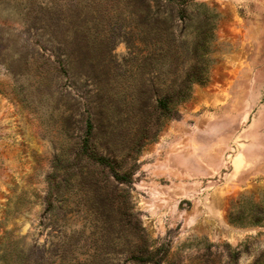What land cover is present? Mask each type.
<instances>
[{"label":"rangeland","instance_id":"rangeland-1","mask_svg":"<svg viewBox=\"0 0 264 264\" xmlns=\"http://www.w3.org/2000/svg\"><path fill=\"white\" fill-rule=\"evenodd\" d=\"M167 6L166 30L145 0H0V264H134L141 238L159 264L264 252V0ZM88 123L113 169L81 152Z\"/></svg>","mask_w":264,"mask_h":264},{"label":"trees","instance_id":"trees-1","mask_svg":"<svg viewBox=\"0 0 264 264\" xmlns=\"http://www.w3.org/2000/svg\"><path fill=\"white\" fill-rule=\"evenodd\" d=\"M171 2H178L181 4H189L192 2V0H166V4L162 3L161 0H145V8L147 9V18L148 20H151L154 26L157 27H164V29H169L173 24V21L171 20L173 17V14H165V9H167V5ZM153 3V5L151 4ZM151 6L155 7L154 10H152ZM166 6V7H164ZM194 6L196 8L195 18L198 19L199 25H198V37L196 38L195 46L198 45L199 47H205V41L208 38L209 33H211L212 30V23L215 18V15L209 11L204 5L202 4H195ZM178 18L182 21L184 20H191L192 14L186 13L184 9H182L178 13ZM188 78L190 75L187 76ZM194 80L198 81L199 83H204L206 81V77L204 73L202 74H196L193 78ZM188 90H189V84L184 82L182 86L173 94L177 99L183 100L188 96ZM172 93L162 95L156 100V105L158 109H160L163 113H165L167 116H170L171 110L169 108L170 99L172 98ZM91 134V124H87L86 129V135L83 138L82 145H81V152L85 154L88 158L91 160H94L95 162H98L100 164H104L108 166L109 168L113 169V164L109 159H106L104 157L98 156L95 154L90 146H89V139ZM113 174V178L119 182L126 183L130 182V176L131 173H117L114 170H111ZM48 197H53V200H64V191L61 189L60 186L57 187V185H54L53 192H49L47 195ZM49 207H52V202H49ZM141 243L137 247V252L134 253L130 259L134 262V264H146V263H152V264H159L158 259L154 258L155 254L153 252H148L146 247V239L141 238ZM264 262V252L261 253L255 262L253 264H261Z\"/></svg>","mask_w":264,"mask_h":264}]
</instances>
